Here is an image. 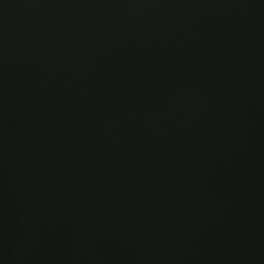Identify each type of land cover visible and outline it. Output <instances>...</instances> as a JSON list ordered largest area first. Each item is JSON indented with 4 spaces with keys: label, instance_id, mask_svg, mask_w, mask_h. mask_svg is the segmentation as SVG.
<instances>
[{
    "label": "water",
    "instance_id": "1",
    "mask_svg": "<svg viewBox=\"0 0 264 264\" xmlns=\"http://www.w3.org/2000/svg\"><path fill=\"white\" fill-rule=\"evenodd\" d=\"M0 264H264V0H0Z\"/></svg>",
    "mask_w": 264,
    "mask_h": 264
}]
</instances>
